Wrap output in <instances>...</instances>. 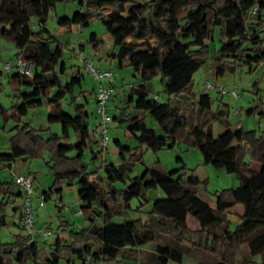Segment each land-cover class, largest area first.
<instances>
[{
  "label": "trees",
  "instance_id": "1",
  "mask_svg": "<svg viewBox=\"0 0 264 264\" xmlns=\"http://www.w3.org/2000/svg\"><path fill=\"white\" fill-rule=\"evenodd\" d=\"M63 1L0 0V39L13 44L17 60L28 64L31 72V76L15 73L9 77L15 90H31L20 94L11 111L21 118L29 109L45 103L50 108L48 123L60 124L62 131L61 136L43 140L28 125L16 127L8 151L0 153V166L12 172L48 151L52 166L46 165L54 180L40 195L47 201L52 192L60 195L63 185L76 186L87 226L72 228L65 239L57 235L43 247L42 240L25 232L11 244L0 242V264H126L125 254L134 256L160 237L170 243L156 247L155 264H181L179 243L189 244L195 252L215 255L218 261L210 264H264V131L257 135L254 131L232 130L228 106L217 97V108L212 111L214 101L208 94L196 98L191 93L194 74L210 59L209 41L215 28L220 29L221 36L220 48L212 58L216 77L241 68L251 73L264 64V0H109L105 13L102 0H77L86 12L57 20L58 27L70 30L99 19L115 50L110 58L119 68L131 69L135 79L119 109L120 116L112 121L128 124V134L137 147L120 151L118 165L104 163V177L88 172L82 160L85 151L93 153L92 146L98 145L91 139L85 95H74L83 77L79 72L65 77L62 46L46 28L49 13ZM90 43L95 49L100 45L94 35ZM156 76H161L164 93L174 99V105H161L149 97L147 83ZM67 98L72 114L62 108ZM0 113L4 116L7 112L0 106ZM142 114L155 121L161 136L146 126ZM252 115L264 122V110L251 107L246 116ZM214 122L225 128L217 138L211 132ZM177 140L197 149L205 165L236 176V189L215 194V209L197 198L200 182L193 175L186 176L183 167L169 173L145 169L142 176L126 183L133 166L141 160L142 148L152 152L171 150ZM71 152L76 155L68 157ZM93 157L97 155L93 153ZM253 165H259L260 171H254ZM12 173L10 182L0 180V227L6 225V209L20 200ZM114 183L125 188L118 191ZM157 188L166 199L153 203L146 220L122 224L111 221L113 215L128 209L132 200L145 199L146 192ZM236 206H242L243 214L241 223L231 231L226 215ZM188 216L199 225L197 232L188 229ZM63 227L60 223L64 232ZM243 245L249 258L239 261ZM45 250L47 256L42 260Z\"/></svg>",
  "mask_w": 264,
  "mask_h": 264
},
{
  "label": "rangeland",
  "instance_id": "2",
  "mask_svg": "<svg viewBox=\"0 0 264 264\" xmlns=\"http://www.w3.org/2000/svg\"><path fill=\"white\" fill-rule=\"evenodd\" d=\"M132 2L145 3L149 0H130ZM109 0H102L105 5L102 11L105 13L109 10ZM75 12H86L85 9L79 7L77 0H64L56 5L46 21L48 32L55 37L56 41L62 46L63 61L66 67L65 77L69 79L77 72L82 75L80 87L74 89V95L77 97L80 93L85 95L87 100L85 109L88 113V125L92 141L99 142L100 135L98 133V125L100 118L96 113V103L94 94L100 87L110 86L107 82H98L93 76L89 75L85 69L82 58H84L95 69L101 71H110L112 73V84L116 91L115 95H111L110 100L106 104V113L111 119V123L107 127V135L109 143L103 153L100 154L101 148L98 145L92 146V151L97 158L94 159L93 153L90 150L85 151L82 160L87 165V171L95 172L97 176L104 177L102 166L104 163L118 165L119 152L137 147V142L128 134V124L112 121L114 116H120L119 109L123 108V102L129 94V86L135 83L131 69L128 67L119 68L118 62H112L110 67L107 60H112L110 55L115 51L112 46L110 36L107 34L102 22L99 19H92L88 26L82 27L79 25L72 26L70 30L60 28L56 22L60 18H70ZM32 24L37 25L35 20ZM95 36L96 41L100 43L97 49L90 43L92 36ZM221 45L220 29L215 28L213 31V39L209 41V56L207 63L198 70L193 76V87L191 93L194 97L206 93L214 101L212 111L217 108V92L215 90L206 91L204 89L205 82L211 85L218 86L223 84L229 90H235L239 94V98L233 99L230 96L220 99V103L229 107L228 123L232 130L242 129L243 131H254L260 135L264 131V122L257 116L252 115L247 117L246 111L251 107H258L264 110V64L256 70L248 73L246 68L237 69L233 74H225L223 77H216L212 58L214 53L219 50ZM79 46H82L80 49ZM16 49L13 44L0 39V106L7 112L6 115L0 113V153H6L9 149V140L16 135V127L21 128L28 125L30 129L37 132L43 139L47 140L52 135L61 136V126L58 123L49 124L47 121L50 108L44 103L41 107L29 109L21 118L14 116L11 111L12 106L18 103V98L21 93H29L31 90L20 88L15 90L9 82V77L15 73V65L17 63ZM113 61V60H112ZM11 63L13 66L9 73L4 71L3 66ZM161 76H156L147 83L149 89V97L155 99L158 104H175L174 99L169 98L164 93ZM112 87V86H111ZM124 90V91H123ZM69 98L63 101L62 108L66 113L72 114L73 109L69 105ZM142 119L146 126L156 130L161 136L157 124L148 115L142 114ZM225 131L223 125L218 122L212 123L211 132L214 138H217ZM75 139H71L69 143H73ZM40 158L27 162L26 167L21 164V171H30L35 177L34 190L36 193L48 191L53 184V172L46 164L52 166V156L48 151H44ZM75 152L68 154V157H74ZM184 168L185 175L195 176L200 184L197 187V198L215 209V194L222 191L236 189L239 182L235 175L228 174L223 169H215L211 165H205L201 153L191 147H187L182 141L177 140L173 149H162L158 152H152L145 148L141 151V160L136 163L132 172L128 175L126 183H129L134 177H140L145 169H152L162 173H169L174 170ZM15 174H20L16 169L12 170ZM23 172V173H24ZM186 178V177H185ZM0 180L2 182L11 181V172L4 166H0ZM113 188L120 191L125 188L121 183H114ZM38 194V195H39ZM145 199L132 200L129 203V208L122 211V214H115L111 217V221L116 224H122L124 221H144L148 217V213L152 209V205L157 200L166 199L165 193L157 188L145 193ZM33 202L37 205V197L33 198ZM17 205L20 208V200H17ZM242 206L230 209L227 212L226 218L229 223V229L234 231L241 223L240 210ZM80 211V203L77 196V187H68L66 184L62 186L60 195L52 192L49 200L45 201L43 208L38 206L35 208V224L36 230L47 229L52 233V236L45 238L40 242V247L43 244L51 243L56 236L66 238L68 233L73 229H82V225L87 223L85 217H77L76 213ZM17 214H14L11 205L6 209V225L0 227V242L3 245L11 244L17 236H25V233L20 228L13 224L17 220ZM98 224L102 220L97 218ZM187 227L191 232H197L199 225L190 216L186 219ZM64 224V232L59 228V224ZM67 223V225L65 224ZM46 242H45V241ZM170 241L162 237L157 238L153 243L145 245L137 251L134 256L124 255V263L126 264H155L156 247L158 245H167ZM182 253L181 264H210L218 261L215 255L209 252H195L187 243L177 244ZM47 256V250L41 252V259L44 260ZM249 258L246 245L241 247V254L238 260ZM17 264V263H12ZM102 264H107L103 262ZM172 264V263H171Z\"/></svg>",
  "mask_w": 264,
  "mask_h": 264
},
{
  "label": "built area",
  "instance_id": "3",
  "mask_svg": "<svg viewBox=\"0 0 264 264\" xmlns=\"http://www.w3.org/2000/svg\"><path fill=\"white\" fill-rule=\"evenodd\" d=\"M33 28V27H32ZM85 69L87 73L93 76L98 82H107L110 86L100 87L94 94V99L96 103V113L100 118V124L98 125V133L100 135V140L98 146L104 150L106 149L109 138L107 135V127L111 123L110 117L106 113V104L110 100L111 95H115L116 91L112 84V73L110 71H101L95 69L91 64H89L84 58H82ZM26 63H23L20 60H17L15 69L17 73L23 76H31L30 66ZM13 66L11 63H7L3 66L4 71L9 73ZM112 86V87H111ZM204 89L206 91L215 90L217 92L218 98L222 99L223 97L230 96L233 99H238L239 94L235 90H229L223 84L218 86L211 85L208 82H205ZM12 173V172H11ZM12 179L14 181L17 192L20 194V227L21 229L32 238H38L43 240L52 236V233L45 230H36L35 224V208H43L45 205V198L42 195L36 196L34 190V178L30 174H15L12 173ZM37 197V205L33 202V198ZM77 217H81V211L76 213Z\"/></svg>",
  "mask_w": 264,
  "mask_h": 264
},
{
  "label": "crops",
  "instance_id": "4",
  "mask_svg": "<svg viewBox=\"0 0 264 264\" xmlns=\"http://www.w3.org/2000/svg\"><path fill=\"white\" fill-rule=\"evenodd\" d=\"M108 62H109V65H110V67L112 66V62H116L115 60H107L106 61V65L108 64ZM117 63V62H116ZM118 64V63H117ZM147 89H148V87H147ZM124 91V90H123ZM148 92H149V89H148ZM26 165H27V163H24V164H22V166L23 167H26ZM20 167H21V164H20V166H18V167H15V168H13V169H16V171L17 172H20V174L21 175H25V174H30V175H32V177L34 176L29 170L28 171H26V172H24V171H21L20 170ZM252 168L254 169V171H256V172H259L260 171V166L259 165H253L252 166ZM24 172V173H23ZM34 179H35V177H33ZM43 192V191H42ZM41 192V193H42ZM40 193V194H41ZM38 194L39 193H36V196H38ZM39 194V195H40ZM17 200H15L13 203H12V205H11V208H12V210H13V212H14V214H17V220H15V221H13V224L15 225V226H17V228H20V208H19V206L17 205ZM210 207V206H209ZM237 207V206H236ZM236 207H234V208H236ZM211 208V207H210ZM215 208H216V205H215ZM212 209H214V208H212ZM233 209V208H232ZM230 210V209H229ZM238 210H240V216L243 214V209L241 210V209H238ZM228 212V211H227ZM82 217V216H81ZM80 218V217H79ZM87 226V223H85V224H83L82 225V229L83 228H85ZM45 241V240H44ZM46 242V241H45Z\"/></svg>",
  "mask_w": 264,
  "mask_h": 264
},
{
  "label": "water",
  "instance_id": "5",
  "mask_svg": "<svg viewBox=\"0 0 264 264\" xmlns=\"http://www.w3.org/2000/svg\"><path fill=\"white\" fill-rule=\"evenodd\" d=\"M29 67V66H28Z\"/></svg>",
  "mask_w": 264,
  "mask_h": 264
}]
</instances>
